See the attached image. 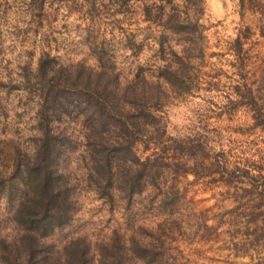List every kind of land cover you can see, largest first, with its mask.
Listing matches in <instances>:
<instances>
[{"label":"rangeland","instance_id":"obj_1","mask_svg":"<svg viewBox=\"0 0 264 264\" xmlns=\"http://www.w3.org/2000/svg\"><path fill=\"white\" fill-rule=\"evenodd\" d=\"M15 2L16 0H12V3H9V0H0V74L7 78V82L0 80V93H2L0 95V136L11 134L24 144L31 143V138L24 140L22 135L24 130L20 125H25L28 132H36L35 125L32 124L35 104L33 100H28V95L23 89L16 87L17 81L20 80L17 72L18 65L26 60L32 67L38 57L37 53L40 54L41 51H47L56 56L62 63H75L76 57L82 56L84 58L79 62L86 66L87 60L96 58L95 54L98 53L102 60L111 62L121 81L140 73L149 82H157L164 96L169 90L165 85L170 86L173 91H183L193 86L194 79L200 78L198 75L195 77L192 75L191 59H199L202 66H207L204 63L206 37L198 24L184 20V27L176 32L166 26V6H170L171 12L178 14L180 18L187 15L185 12L182 16L181 10L173 3V0L162 1V9L150 20L144 18L143 11L145 7L150 8L151 14L154 15L156 10L153 5L158 4L154 0H43V7H41L43 14L39 16L36 15L37 9L33 0H20V7L29 17L28 20L22 21L26 25L24 28L13 26L12 16L8 13ZM195 2L196 0H188L189 5ZM257 3L264 4V0H242L245 8L250 4L255 8ZM141 13H143V21L139 18ZM73 16L76 18L75 21H72ZM141 23L146 24V27H140ZM259 33L261 37H264V27H260ZM253 34L252 26H246L242 29L241 37L234 43L233 47L240 65L238 73L243 83L234 85L233 91H237L235 86L242 85L252 90L262 121L255 119L253 110L245 104L238 106L232 104L226 109V113H217L215 119L221 121L227 114L229 125L225 130L230 127L234 136L244 137L241 140H229L233 147H229L227 151H220L226 167L228 169L246 168L251 174H260L261 183L264 184V150L258 147V144H264V56L257 53L256 58L259 62L255 64V70H248V65L252 63V54L250 50L246 51L245 44L251 40ZM13 38V42L8 43ZM150 41H154L159 47L153 50ZM178 45L186 46L184 58L178 56L175 51L174 46ZM257 47L258 44L253 42L251 48ZM145 50L152 55L141 62V56L144 55ZM126 52H130L131 55H125ZM13 54L18 61L15 69L12 67L13 61L7 59L8 55ZM217 55L219 54L210 53L209 58ZM157 61H165V65L179 66L177 75L180 82L176 89L158 75L161 67L158 66ZM205 75L209 74L205 73ZM164 96L160 99L161 104H163ZM240 108H244L245 111L238 115ZM153 114L156 115L158 124L163 127L162 118L154 111ZM249 118L252 120L251 124L247 123ZM233 122L238 123L232 127ZM210 124L211 118L202 128V133H207L203 135L206 140L204 148L196 151L195 154L197 160L202 159L203 164L202 166L194 165V170L201 174L198 173L195 176L191 171L177 174L174 180L177 196L174 197L171 207H160L159 195L155 196L149 186H145L144 191L133 196L128 203L115 198L108 201L110 219L107 223L111 224L112 220L119 216L116 229L122 233H126L140 221L148 224L155 218H162L158 225L161 229L158 242L162 253L160 264H168V240L177 235L180 237V247L186 245L193 251L200 250L198 245L207 247L219 244L221 238L227 234H231L233 238L241 233L245 238L251 236L252 242L247 247L241 244L232 245L233 252L237 256L246 255L254 246L264 244V223L249 219L250 205L259 202L254 193L247 191L249 184L240 179L224 182L219 179L217 173H208L205 169L209 162L207 156L215 153L211 148L212 137H217L216 142H219L223 136L219 127H211ZM14 143V141H0V148L12 152ZM252 148L256 149L253 155H256L257 159L248 156V150ZM77 150L78 147L74 151H67L63 156L61 165L64 172H68V163L70 159L75 158ZM150 150V148L143 150L142 143L137 145V154L141 158ZM237 151L238 154L234 156ZM186 165L189 166L188 162ZM202 169L203 171H200ZM189 175L194 176L192 181H188ZM73 196L75 202H82L80 191H74ZM100 198L103 199V197ZM212 201L214 203H211ZM9 204L4 199H0V216L10 212L12 206ZM261 204L260 209H264V203ZM121 220L123 223H120ZM142 230L148 231L146 228ZM72 232L73 227L66 225L53 231L44 241L46 244H52L55 249H59L65 242V237ZM196 237L199 239L197 240ZM172 259L175 260V257ZM183 264H200V258L192 259L185 256ZM208 264H231V261L225 259L217 262L210 259ZM258 264H264V259Z\"/></svg>","mask_w":264,"mask_h":264},{"label":"clouds","instance_id":"obj_2","mask_svg":"<svg viewBox=\"0 0 264 264\" xmlns=\"http://www.w3.org/2000/svg\"><path fill=\"white\" fill-rule=\"evenodd\" d=\"M160 3L161 0H154ZM12 3V0H9ZM173 3L181 10V14L186 12L184 16L185 22L198 24L203 35L206 37V49L204 56V63L207 66H202L199 59H191L193 77L199 76L198 80H193V86L187 90L173 91L170 86L168 92L164 96L163 104L157 106L159 97L153 98L151 95L143 96L142 105H146L158 114L163 120V128L166 132V137L175 139H185L194 137L197 134L207 135L202 133V128L205 123L211 118V127H219L223 133L222 139L217 141V137H212L211 148L214 152L227 151L229 147H233L229 140H241L244 137L238 135L234 136L231 128L228 127L229 119L227 114L221 121H217L215 116L217 113L225 112L232 104L239 105L241 96L233 91V86L242 84L238 69L240 67L237 61V54L234 43L242 35V29L251 25L253 28V35L251 40L245 44L246 51L250 50L252 54V63L248 65L249 71L255 70V64L259 61L256 58L257 53L264 56V37L260 36L259 29L264 27V4L257 3L255 8L250 4L245 8L242 5V0H196L194 4L189 5L188 0H173ZM259 9V10H257ZM12 16L13 26L24 28L26 25L22 21L29 19L24 14L23 8L20 7V0H16L15 4L8 11ZM171 14V7H165V19ZM140 20L143 21V13L140 14ZM75 16L72 21H75ZM70 21V22H72ZM140 27H146V24L141 23ZM14 40L10 39L8 43ZM253 42L258 44L255 49L251 48ZM153 50L157 49L159 45L154 41L149 42ZM7 46V45H5ZM178 56L184 58L185 45L174 46ZM210 53H217L216 57L209 58ZM39 55V53H37ZM125 55L130 56V52ZM152 53L145 50L144 55L141 56V62L151 56ZM84 57H76L79 62ZM247 59V57H244ZM8 60H12L13 69L16 68L18 61L15 55H8ZM188 63L189 61H185ZM165 61H157L159 67L165 66ZM235 65V67H233ZM33 70L36 64L32 65ZM87 67L93 69L96 73L102 71L98 60L95 57L87 60ZM178 65L173 64L172 70L176 71ZM208 73L209 75H205ZM219 73V75H216ZM216 78L213 79L212 77ZM129 76L128 80L131 81ZM0 80L7 82V78L0 74ZM19 82V81H17ZM2 95V93H0ZM87 101L80 102L78 111L83 110V105ZM73 107H77L73 105ZM245 109L240 108L238 115L244 113ZM131 113L137 119L139 113L133 108L131 102H125L121 110V115L125 119H131ZM33 115L35 113L33 112ZM36 121L33 120L32 124ZM77 129L78 150L75 151V158L70 159L68 163L69 175L66 177L63 187L59 191H53L52 195L57 197L59 203L60 196L67 192L80 191L82 195V202L76 201V207H72L73 201L71 196H68L66 202V210L62 211L58 216L52 211L45 210L44 193L42 185H38L34 180L31 181V191L24 197L14 198L12 201L11 211L4 216H0V264H28V253L25 251L31 247V235L34 232H39L42 229L37 227L45 224H52L53 230L56 226H64L65 224L73 227V232L65 237V244L59 250V264H64L68 259V254L65 248H70L76 253L77 259L74 264H102V260L108 261L109 264H122V253L119 249L122 247L125 250H130L135 242L141 251L147 253L146 260L149 264H158L160 257L156 256V252L160 249L158 237L161 229L158 225L162 218H155L148 224L143 221L137 223L132 229L126 233L117 231L116 222L119 216L112 220L111 224L107 221L110 219L108 215V197L100 198L98 193L101 189L111 191L108 187L112 179L113 173L110 170L112 162H122L126 158L122 155V149L119 147H108L109 144H116L118 138L110 136L109 130L119 129L123 121L117 120L115 122L107 123L106 125H97L93 118V126L96 130L93 132L90 129H85L83 134L80 133V123L72 121ZM238 122H233L232 127ZM248 124L252 123L249 118ZM23 129L24 140H29L32 137L42 135L37 132H28L25 125H20ZM159 126L156 128L149 127L148 132L155 134ZM123 134H129L123 130ZM0 141H14V147L19 151V157L16 164L12 165L6 173L0 167V173H4L5 192L4 199L8 200L10 189L8 188L7 178L11 177L16 167L18 166L21 173L26 171H33L35 165L36 147L31 144H24L23 141L17 140L16 137L9 135L0 136ZM261 150H264V144H258ZM256 149L248 150V156L252 159H257L253 155ZM238 151L234 153V156ZM95 160V164H93ZM194 159L188 160L189 167L195 165ZM243 167V163L241 162ZM62 174L58 171L53 175L55 179ZM188 181H192L194 176L189 175ZM211 203H214L212 201ZM15 213V215H13ZM120 223H123L121 220ZM213 223V221H209ZM91 225V227H89ZM148 229L144 231L142 229ZM194 231V230H193ZM114 233H116L114 235ZM190 235V234H189ZM122 237V240H121ZM198 240L199 237H196ZM176 241L175 243L173 241ZM180 237H170L168 240V264H183L184 257L188 256L192 259L200 258V264H208L210 259L215 261H223L227 259L231 264H258L264 259V244L254 246L248 254L235 255L232 249L233 244H241L247 247L252 242V237H244L243 233L233 238L231 234L223 236L219 244L214 246L209 245L203 247L198 245L199 251H193L188 246L180 247ZM39 246L37 245V248ZM54 251L55 247L53 246ZM104 253L102 256L101 253ZM44 253L40 252L36 256V261L43 264ZM131 256V252H128ZM152 257H156L152 259ZM175 257V260L172 259ZM135 264H145V261L137 260Z\"/></svg>","mask_w":264,"mask_h":264},{"label":"trees","instance_id":"obj_3","mask_svg":"<svg viewBox=\"0 0 264 264\" xmlns=\"http://www.w3.org/2000/svg\"><path fill=\"white\" fill-rule=\"evenodd\" d=\"M162 1L169 0H161L157 5H153L156 10L154 15L151 14L150 8L145 7L144 18L150 20L153 19V16H157L162 9ZM33 4L37 9L36 15L43 14L41 8L43 0H33ZM183 21L184 18L171 12L165 20V24L176 32L184 27ZM95 55L102 69L100 73H96L82 62L62 63L47 51H41L36 58L35 70L27 60L18 65L17 76L20 80L16 87H20L27 93L28 100L34 101V120L36 121L34 125L36 132L42 135L31 138V144L36 147L34 158L36 167L33 171H28L26 165V171L22 174L17 166L14 174L7 178L10 195L6 202L10 203V206H12L14 198L24 197L31 191V181L34 180L36 184L43 186L44 200L48 202L45 204V210L52 211L58 216L66 210L69 195L73 201L72 207H75L74 191L70 194L63 193L59 198V203H57V197L52 195L53 191H59L63 187L66 177L69 175L68 172L63 171L61 165L63 156L67 151H74L78 147L76 145L78 143L76 140L77 129L72 121L80 123L81 134L85 129L91 128L93 132L96 130L92 127L93 118L97 125H106L117 120L123 121L119 129L109 130V135L118 138V140L116 144H109L108 147L121 148L122 155L126 159L122 162H112L110 165L113 176L108 187L111 191L101 189L98 193L100 197H108V201L115 198L128 203L133 196L142 193L145 186H149L155 196L159 195L158 205L160 207H171L174 197L177 196V191L174 188L177 174L188 171H191L195 176L198 173L201 174L194 170V165L189 167L186 164L190 158H193L196 161L195 165L202 166V159L197 160L195 154L196 151H201L204 148L205 137L197 134L185 139L165 138V131L161 124H158L153 110L142 105L141 98L147 95H151L153 98L159 97L157 106L161 104L162 100L160 99L164 94L157 82H149L140 73H136L131 81L128 79L121 81L111 62L102 60L98 53ZM158 75L173 89H176L180 82L177 70L173 71L169 64L161 68ZM235 87L237 95L241 96L239 104L249 105L255 119L262 121L252 90L245 85ZM82 100L87 102L83 105V110L78 111L77 108ZM125 102H131L141 119H137L131 113H128L129 116H132L131 119H125L121 115ZM73 105L77 107H73ZM72 124L73 127L69 126ZM157 126L159 128L155 134L148 132L149 127L156 128ZM123 130L129 134L124 135ZM138 143H142L143 150L151 149L142 158L137 154ZM19 155V151L15 147L12 152L0 148V167L4 169V173L16 164ZM207 157L209 162L205 169L208 170V173H217L219 179L224 182L240 179L249 184L247 191L254 193L259 200L255 205H250L249 219L264 223V209H260L261 203H264V184L261 183L260 174H251L246 168L228 169L222 152H215ZM93 164H95V160H93ZM58 171L62 175L54 179L53 175ZM4 173H0V199H4ZM37 227L42 230L32 233L31 247L25 250L29 257L28 264H41L35 259L40 252L45 254L43 264H59V250L65 242L54 251L53 245L46 244L44 241L54 231L52 224ZM62 227L57 225L56 229ZM159 240L160 237H158V242ZM65 251L68 254V259L64 264H74L77 259L76 253L70 248H65ZM119 251L122 253V264H135L137 260L149 264L146 260L148 254L141 251L135 242L132 249L125 250L121 247ZM129 251L131 256L128 255ZM161 254V249H158L156 256H159L160 260ZM101 255L103 256L104 253L102 252ZM155 258L152 257V259ZM160 260L158 264H160ZM102 264H109V262L102 260Z\"/></svg>","mask_w":264,"mask_h":264}]
</instances>
